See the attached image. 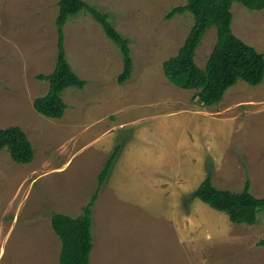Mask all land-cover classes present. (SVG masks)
<instances>
[{"label":"rangeland","instance_id":"obj_1","mask_svg":"<svg viewBox=\"0 0 264 264\" xmlns=\"http://www.w3.org/2000/svg\"><path fill=\"white\" fill-rule=\"evenodd\" d=\"M60 0H0V128L21 126L32 162L0 151V264H60L54 213L78 216L99 174L121 145L93 209L90 264H264V211L256 224L191 195L208 172L219 188L264 196V81L239 80L221 102L204 106L197 90L170 81L163 62L176 55L191 12L167 19L187 0H85L109 14L130 39L134 69L119 83V46L87 10L69 18L65 46L83 89L63 94L61 119L34 108L57 63ZM234 2L233 30L264 53V9ZM208 30L196 55L204 67L216 43ZM204 145V146H202Z\"/></svg>","mask_w":264,"mask_h":264},{"label":"trees","instance_id":"obj_2","mask_svg":"<svg viewBox=\"0 0 264 264\" xmlns=\"http://www.w3.org/2000/svg\"><path fill=\"white\" fill-rule=\"evenodd\" d=\"M234 2L248 8H255L256 2L264 9V0H187L184 5L174 7L166 16L191 12L194 23L178 53L163 62V71L170 81L187 74L183 87L197 90L204 106L222 101L226 91L239 80L250 85L264 81V53L238 37L232 27ZM87 10L98 21L108 38L120 48L124 67L118 77L119 83L128 80L134 69L130 39L124 36L110 21L107 12L89 5L85 0H60L56 18L58 33L57 63L50 74H39L40 80H48V92L35 99L34 108L41 114L61 119L67 109L63 94L69 87L83 89L87 80L80 77L71 66L65 46V25L69 18ZM212 27L216 28V43L204 67L196 61L197 50ZM8 148L12 159L27 164L34 159V146L27 132L19 125L0 128V151ZM121 145H117L99 174L97 189L80 215L74 217L64 213H54L52 227L62 242L60 264H90L93 242V209L99 193L118 157ZM191 198H198L212 208L225 212L236 224H256L258 215L264 211V196H256L251 191L248 179L241 191L217 187L213 174L199 184ZM264 246V239L259 241Z\"/></svg>","mask_w":264,"mask_h":264},{"label":"crops","instance_id":"obj_3","mask_svg":"<svg viewBox=\"0 0 264 264\" xmlns=\"http://www.w3.org/2000/svg\"><path fill=\"white\" fill-rule=\"evenodd\" d=\"M202 146H204V145H202Z\"/></svg>","mask_w":264,"mask_h":264}]
</instances>
